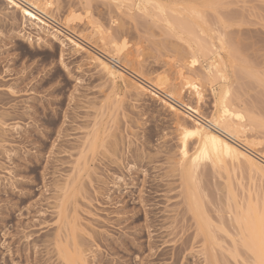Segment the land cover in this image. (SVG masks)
<instances>
[{
  "label": "rangeland",
  "instance_id": "1",
  "mask_svg": "<svg viewBox=\"0 0 264 264\" xmlns=\"http://www.w3.org/2000/svg\"><path fill=\"white\" fill-rule=\"evenodd\" d=\"M51 1L42 13L0 0V264H69L66 253L81 264H256L237 218L248 210L264 238V0H154L214 45L222 79L208 76L209 54L136 0ZM125 78L197 108L246 161L202 164L191 196L172 97ZM229 105L237 137L215 123Z\"/></svg>",
  "mask_w": 264,
  "mask_h": 264
},
{
  "label": "bare ground",
  "instance_id": "2",
  "mask_svg": "<svg viewBox=\"0 0 264 264\" xmlns=\"http://www.w3.org/2000/svg\"><path fill=\"white\" fill-rule=\"evenodd\" d=\"M18 1L19 0H14V4H17ZM23 1H27V3L32 6L36 5L37 7H33V8H35L36 10L42 13H47L48 10L50 9L47 7V4L52 3L51 0H23ZM136 1H137V6L143 11H147L149 7L155 11L156 10L159 11L161 14L159 15L161 16V18L168 27H171L173 30L177 31L178 33L185 32L191 38V42L194 43V46L197 48L199 52L209 54L208 56L209 61L207 62L208 76H210V78L212 79H222L224 69L219 51L216 48H214V45L212 44L207 45L206 43H204V39L197 35L196 33L197 29L194 28L195 27L194 24H192L187 19L183 17H179L177 15H171V16L166 15L165 13L166 11L164 9H161L160 7H157L154 3V0H136ZM41 9H43V11H41ZM24 10L30 11L29 9L26 8H23V11ZM36 14L34 13V15ZM203 56L205 57L206 54H204ZM101 65L103 66L107 64L103 62V64L101 63ZM107 68L104 67V69ZM126 79L127 78H125V85L127 86H134L135 88L138 89L148 88V91L149 90L152 91L154 96L157 97L158 95L162 96L160 92L168 93L170 97H172L173 100L166 99L164 100V103L167 105L169 110L172 111L174 116H177L176 129L179 132V138L177 140L179 141L178 155H177L178 157L176 163L177 170L179 171L178 173L180 174L181 178L184 181L185 184L184 186L186 190L188 191L189 194H191V196H194V194L198 192L196 189L195 176L198 175L197 174V172H199L198 170L202 169L201 168L202 164L208 163L207 165L208 166L210 165L216 171V169L218 168L221 169L225 165L227 167L228 165L226 163L235 165V163H240L242 159L246 161L247 158L245 153L242 151V149H240V147H238V145H236L234 141L226 137L224 134L220 133L218 130L208 127L206 123L207 124L209 123V119H207V117L205 118L204 116H202L197 108L192 107L190 104L181 101L182 98L181 99L178 97L174 98L173 92H164L158 86H154L152 84L150 86L136 78H135L136 79L135 84L134 81H132L133 84H131L130 82L131 80L129 79L128 82V79L127 80ZM189 85L192 86L195 95H197L198 99H200L201 93L200 91H198V85L195 83H189ZM216 87L218 89L217 96H218L219 106L223 107L225 105H228L229 103L226 99V95L229 92L228 85L225 83L224 80H219L216 84ZM136 91H140V90L136 89ZM229 106L230 107H228V109L224 110L223 114L217 116L216 118L217 120L215 123L218 124L219 129L223 133L227 135H231V137L232 136L237 137L238 133L240 132L239 121L236 119L234 113L232 112L231 105ZM182 113H186L189 116L195 118L194 123L193 122L188 123L187 121L181 120L179 118L180 116L179 114ZM193 142L194 145L193 147L191 146L190 148V144ZM202 166H205V164ZM197 204L198 203L194 199V205H195L194 208H197V211H195L196 213H198V209H199V205ZM253 217H254L253 219L256 218L255 216ZM237 222H242L244 224V229H245L244 231L247 232L246 241L250 249L253 250L256 255V264H264V259L262 257L263 255H261V246L263 244L262 242L264 241L263 240L264 238L262 239L263 233L261 234L260 232V220L251 221L250 216L248 215V210H246V213L244 215H241V217L237 218ZM201 229L205 234H207L206 228L203 227L202 225H201ZM244 231L241 232L243 233ZM69 255H67V253L64 255L65 257L64 259L66 260L67 263L81 264V257L78 253L76 254L75 258L70 257Z\"/></svg>",
  "mask_w": 264,
  "mask_h": 264
},
{
  "label": "snow or ice",
  "instance_id": "3",
  "mask_svg": "<svg viewBox=\"0 0 264 264\" xmlns=\"http://www.w3.org/2000/svg\"><path fill=\"white\" fill-rule=\"evenodd\" d=\"M8 3H9V5H12L13 3H14V0H8ZM15 7H17V8H20L21 7V5L20 4H15L14 5ZM32 7H37L36 5H33ZM47 7L48 8H55L56 7V5H54V4H52V3H49V4H47ZM23 10V9H22ZM25 11V16H30V17H32L33 19H36L37 17L34 15V13L32 12V11H27V10H24ZM41 11H43V9H41ZM40 23H44V21L43 20H41L40 21ZM99 30V29H98ZM75 46H76V48H80L81 47V45L80 44H78V43H76L75 44ZM128 45H127V43L125 42V44H124V47L126 48ZM114 47H116L118 50L120 49V46L119 45H114ZM61 59H63L62 57H61ZM102 64H103V62H101ZM105 68H107V65H103ZM77 83H79V81H77ZM8 91L9 92H11L13 95H16V93L12 90V89H8ZM17 127H19V125H17Z\"/></svg>",
  "mask_w": 264,
  "mask_h": 264
}]
</instances>
